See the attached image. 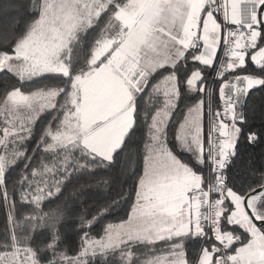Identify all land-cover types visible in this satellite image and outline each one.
Wrapping results in <instances>:
<instances>
[{
    "label": "snow or ice",
    "instance_id": "6c2138e0",
    "mask_svg": "<svg viewBox=\"0 0 264 264\" xmlns=\"http://www.w3.org/2000/svg\"><path fill=\"white\" fill-rule=\"evenodd\" d=\"M31 16L22 32L0 33V73L22 85L0 96V199L10 208L11 228L0 243V264H88L89 254L116 252L123 264H135L134 247L157 243L166 247L142 264H264V172L246 189L231 184L229 176L241 138L248 144L260 138L250 127L245 132L246 117L237 109L251 90L264 88V0H31ZM104 16L107 22L100 27ZM98 27L96 38L85 42ZM221 42L226 59L214 69L216 77L233 75L219 88L222 110L211 113L209 105L207 142L203 100L188 109L169 141L182 86L189 92L208 90L201 68L182 79L181 66L190 56L214 67ZM249 60L259 75L247 71ZM161 72L167 74L151 84ZM37 79L59 83L23 90ZM45 113L55 115L29 156L24 146ZM141 119L147 126L143 169L126 220L108 224L98 239L85 233L81 251L72 257L57 251L55 213L42 246L33 248V237L17 236L6 180L11 167L26 161L21 198L39 209L72 174L114 165ZM37 151L45 156L28 173ZM177 152L187 153L191 163ZM92 223L82 220V226ZM237 228L242 235L235 234ZM188 239L204 241L195 261L184 251Z\"/></svg>",
    "mask_w": 264,
    "mask_h": 264
},
{
    "label": "trees",
    "instance_id": "16d2710c",
    "mask_svg": "<svg viewBox=\"0 0 264 264\" xmlns=\"http://www.w3.org/2000/svg\"><path fill=\"white\" fill-rule=\"evenodd\" d=\"M31 19V0H0V33L22 32L25 24ZM106 22L107 16H104L100 27H103ZM98 32L99 27L89 31L85 42L91 43ZM0 47H3L2 42H0ZM193 67L194 64L189 61H187L186 67L182 65L180 69L181 78L186 77ZM202 71L206 78L205 83L208 89L205 92L206 103L204 104L205 122H207L209 91L212 86H214V108L216 110L221 109L220 82H215L213 78V67L204 68ZM247 71L259 75L258 70L250 60L248 61ZM165 74L161 72L156 75L151 80V84H156ZM231 75L233 73H228L225 79L231 78ZM57 83H59V80L37 79L23 84V90L32 91L45 85L52 86ZM21 86V82L16 77L8 73H0V96L14 87ZM150 90L151 85L149 87ZM201 97V93L189 92L182 86L178 105L173 110L169 124V141H172V137L188 107ZM160 99L162 101V97ZM147 100L146 94L144 100L141 101V116ZM147 107H151V104H148ZM238 111L243 112L246 117L247 126H245V132L250 127L260 137L253 144H248L243 137L241 138L238 155L229 170L231 184H244L246 189L248 184L254 183L259 179L261 173L264 172V88L251 90L247 97L244 98L243 104ZM52 115L55 114L53 113ZM52 115L43 114L35 124L32 138L24 146L29 156L33 155V149L36 148L37 141L44 127L52 119ZM2 120L3 117H0V122ZM146 139L147 126L141 119L137 131L127 141V146L120 152L114 165L108 168L93 166L91 171H80L72 174L65 179L60 191L52 198H46L39 209L34 204L26 203L21 198L27 185L21 187L20 184L22 176L25 175L26 163V161L20 160L14 167L9 169L6 176L9 202H14L15 204L12 214L18 223L16 228L17 236L21 238L33 237L34 242L31 245L33 248L42 246L51 232L49 227L52 223L51 214L55 213L58 216L56 226L61 236V243L57 251L73 254L78 250L81 238L85 233L93 237L99 236L105 225L127 219L133 203L137 180L142 170L143 145ZM176 154L183 161L191 163V158L187 153L177 152ZM44 156L45 153L43 151H37L27 172L30 173L32 168L37 167ZM28 191L31 192L32 190L28 189ZM52 191H55V189H52ZM9 211L8 204L0 199V243H4L7 240V234L11 231L8 223ZM102 212H104V215H101ZM45 214H49V217L39 221L25 219V217L29 216L44 217ZM82 220L85 222L92 221V226L88 227L87 224L82 226ZM242 232V229L237 228L235 234L242 235ZM192 242L204 244L198 239H192ZM143 248V246H136L132 249L136 254L135 264H141ZM43 254L44 252H41L40 255L43 256ZM49 254L51 253L49 252ZM85 260L88 264H123L119 252L110 253L106 257L101 254L89 256Z\"/></svg>",
    "mask_w": 264,
    "mask_h": 264
},
{
    "label": "crops",
    "instance_id": "0c3cea01",
    "mask_svg": "<svg viewBox=\"0 0 264 264\" xmlns=\"http://www.w3.org/2000/svg\"><path fill=\"white\" fill-rule=\"evenodd\" d=\"M218 19L219 20H221V22H222V17L221 16H218ZM262 46H264V45H262ZM220 48V47H219ZM219 48H218V51H219ZM217 54H218V52H217ZM188 61L190 62V63H192V64H194V67L191 69V71L192 70H195L196 68H201V70H203L204 68H209V67H203L202 65H200L198 62H192L191 61V58H190V56H189V58H188ZM191 71L187 74V75H190V73H191ZM167 74V73H166ZM165 74V75H166ZM206 92V91H205ZM205 92L203 93H201V98H199L198 100H200V99H202L203 101H204V104L206 103V97H205ZM197 100V101H198ZM196 101V102H197ZM207 101H208V99H207ZM195 103V102H194ZM193 103V104H194ZM193 104H191V105H193ZM191 105L189 106V107H191ZM188 107V108H189ZM222 108H223V106H222ZM222 110V109H221ZM186 113V112H185ZM184 116H185V114H184ZM204 119H203V123H202V127H203V132H204V136H205V139L207 140V122H205V111H204ZM184 118V117H183ZM183 121V119L180 121V122H182ZM178 128V127H177ZM135 196V195H134ZM134 200V199H133ZM132 206V205H131ZM130 209H131V207H130ZM129 212H130V210H129ZM105 227H106V225H105ZM105 227H104V229H105ZM104 229H103V231H104ZM103 231L101 232V233H103ZM198 243V242H197ZM204 244H202V243H200L199 242V244H196V242H192V239H188V240H186L185 241V243H184V251H185V253H186V256H187V259L189 260V261H195L196 260V258H197V256L199 255V253H200V249H201V247L203 246ZM237 246H239V245H237ZM146 251H149V249L148 248H143V252H142V261H141V263L144 261V256H145V253H146Z\"/></svg>",
    "mask_w": 264,
    "mask_h": 264
},
{
    "label": "rangeland",
    "instance_id": "374dc122",
    "mask_svg": "<svg viewBox=\"0 0 264 264\" xmlns=\"http://www.w3.org/2000/svg\"><path fill=\"white\" fill-rule=\"evenodd\" d=\"M107 19H108V17H107ZM220 87V86H219ZM200 100H202V99H200ZM200 100H198V101H200ZM197 101V102H198ZM197 102H195L193 105H191V107L192 106H194L195 104H197ZM190 108V107H189ZM188 108V109H189ZM188 109L186 110V113H185V115L187 114V111H188ZM204 106H203V108H202V117H201V119H202V123H203V119H204ZM185 117V116H184ZM184 119V118H183ZM0 126H3L2 125V123H0ZM204 138H205V136H204ZM172 139H173V137H172ZM205 142H207V140L205 139ZM142 169H143V162H142ZM141 174H142V170H141ZM140 174V175H141ZM126 220V219H125ZM121 221H119V222H113V223H109V224H118V223H120ZM108 225V224H107ZM107 225H106V227H107ZM105 227V228H106ZM104 235V231H103V233H101L99 236H92V235H88L89 236V238H92V239H98V238H100V237H102ZM84 236V235H83ZM82 236V237H83ZM81 247H82V238H81V243H80V246H79V248H78V250L75 252V253H73V254H67L69 257H72V256H75V255H77V253L78 252H80L81 251ZM166 246L163 244V243H157L155 246H154V248H148L149 249V251H146V253H145V258H144V260L145 259H147L149 256H151V255H153V254H159V250H161V249H163V248H165ZM99 254V253H98ZM97 254V255H98ZM89 256H92L91 254H89L87 257H89ZM41 257L42 258H45V259H51L52 257H51V254H49V252L48 253H44L43 254V256L41 255ZM87 257H85V259H87ZM142 264V263H141Z\"/></svg>",
    "mask_w": 264,
    "mask_h": 264
},
{
    "label": "built area",
    "instance_id": "2783aa9c",
    "mask_svg": "<svg viewBox=\"0 0 264 264\" xmlns=\"http://www.w3.org/2000/svg\"><path fill=\"white\" fill-rule=\"evenodd\" d=\"M221 59H226L224 57L223 43L222 42H221V45H220V48H219V51H218V54H217V58H216L214 67H213V78H214L215 82H220V85L224 82V79L227 76V74H226L224 79H220V78L216 77V73H215L214 69L219 67V63H220ZM213 90H214V86H212L210 91H209V101H208V108H207V134H208V131L210 129V125H211V121H212L211 113H215V111H216V109L214 108V104H213ZM220 104H221V109H222V106H223L222 100H221ZM209 105L211 107V113L209 112ZM236 235H238V234H236ZM198 240L204 242L202 239H198Z\"/></svg>",
    "mask_w": 264,
    "mask_h": 264
},
{
    "label": "water",
    "instance_id": "95a60500",
    "mask_svg": "<svg viewBox=\"0 0 264 264\" xmlns=\"http://www.w3.org/2000/svg\"><path fill=\"white\" fill-rule=\"evenodd\" d=\"M229 79H230V78H229ZM239 108H240V107H239ZM239 108H238V109H239ZM238 109H237V110H238ZM257 223H258V226H260V225H259V222H257Z\"/></svg>",
    "mask_w": 264,
    "mask_h": 264
}]
</instances>
